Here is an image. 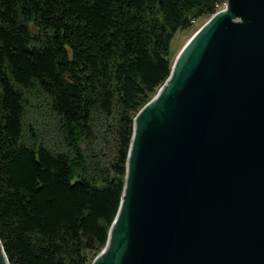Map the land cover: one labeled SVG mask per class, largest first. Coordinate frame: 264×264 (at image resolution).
<instances>
[{
  "label": "trees",
  "instance_id": "obj_1",
  "mask_svg": "<svg viewBox=\"0 0 264 264\" xmlns=\"http://www.w3.org/2000/svg\"><path fill=\"white\" fill-rule=\"evenodd\" d=\"M225 0H0V246L8 264H91L120 207L134 119L177 31ZM37 95L56 122L44 137Z\"/></svg>",
  "mask_w": 264,
  "mask_h": 264
},
{
  "label": "water",
  "instance_id": "obj_2",
  "mask_svg": "<svg viewBox=\"0 0 264 264\" xmlns=\"http://www.w3.org/2000/svg\"><path fill=\"white\" fill-rule=\"evenodd\" d=\"M225 2L135 116L91 264H264V0Z\"/></svg>",
  "mask_w": 264,
  "mask_h": 264
},
{
  "label": "rangeland",
  "instance_id": "obj_3",
  "mask_svg": "<svg viewBox=\"0 0 264 264\" xmlns=\"http://www.w3.org/2000/svg\"><path fill=\"white\" fill-rule=\"evenodd\" d=\"M225 8V4L223 5V10ZM206 18H200L198 19L193 26L190 29L177 31L174 38L171 42V50L173 54V59L178 55V53L181 51V49L185 46L187 41L190 39V37L206 22ZM30 99V105L28 106L27 113L28 117L31 120H34L37 125V133H39V129L44 131L43 136L48 138V136L56 138L55 136V125L56 122L53 118L48 117L46 112L44 111V108L42 107V104L39 103L41 99L35 95V94H29ZM39 102H37V101Z\"/></svg>",
  "mask_w": 264,
  "mask_h": 264
}]
</instances>
